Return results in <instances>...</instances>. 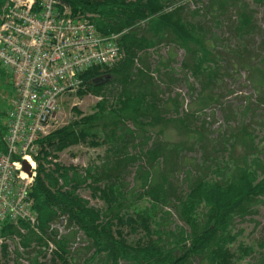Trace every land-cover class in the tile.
I'll return each mask as SVG.
<instances>
[{"label": "trees", "instance_id": "16d2710c", "mask_svg": "<svg viewBox=\"0 0 264 264\" xmlns=\"http://www.w3.org/2000/svg\"><path fill=\"white\" fill-rule=\"evenodd\" d=\"M62 1L74 15H92L101 33L117 34L122 56L112 66L95 67L83 74L85 89L79 95L92 93L101 97V101L93 114L82 116L75 108L81 117L56 129L43 141V157L37 158V176L30 189L37 222L6 221L1 237L7 242L18 238L19 247L26 249L34 242L39 245L47 242L53 253L50 264H74L70 242L77 230L94 250L90 260L100 257L101 264H192L194 260H199V264H235L240 257L231 248L237 239L233 225L237 218L253 214L264 197V162L258 157L261 146L246 128L229 137L221 135L213 146L204 131L196 130V142L190 134V124L198 111L181 114L183 104L178 98L167 101L160 98L161 84L151 74L144 56L162 42L183 48L186 57L182 67L201 85L195 99L200 111L220 101L214 86L223 76V53L207 45L202 28L185 17V6L176 5L175 0ZM4 4L5 0H0V14ZM227 5L228 0H212L210 8L216 10ZM253 26L252 15L243 8L237 30L245 32ZM234 55L236 64L246 66L242 55ZM139 60L142 68H136ZM161 65L169 67L164 62ZM248 69L251 80L257 77L258 84L264 83V58L259 66L249 64ZM6 74L0 67V79ZM116 83L120 92L115 103L109 104L104 94ZM168 102L174 104L175 112L180 113L178 117H168ZM170 127L181 134L182 139L176 144L153 138L154 132L162 135ZM5 133V122L0 116V152L4 150ZM81 143L92 147L107 145L100 166L88 167L82 176L72 165L53 162L59 153ZM197 143L202 145L205 158L201 165H192L197 169L195 175L188 171V190L178 193L171 178L185 162L183 155L189 146ZM131 146L140 147V154H130ZM239 146L244 151L237 158L232 155L222 163L214 162V167L207 164L212 154L210 148L215 153L221 149L234 153ZM137 162L141 163L136 169V181L142 188L138 197H147L150 206L129 214L123 212L128 199L122 189L123 175ZM47 164L52 167L46 168ZM83 186L93 197L101 198L106 208H96L81 197L78 191ZM165 208H173L185 226L176 225L172 229L169 225L172 213ZM126 228L135 233L143 231L144 235L131 242ZM22 230H27V234L23 235ZM7 242L0 243V254L6 258ZM251 251L242 249L245 255ZM2 259L0 256V264ZM32 264H39L38 259H33ZM254 264H264V256Z\"/></svg>", "mask_w": 264, "mask_h": 264}, {"label": "rangeland", "instance_id": "374dc122", "mask_svg": "<svg viewBox=\"0 0 264 264\" xmlns=\"http://www.w3.org/2000/svg\"><path fill=\"white\" fill-rule=\"evenodd\" d=\"M174 2L185 6V17L191 23L202 28L203 34L206 35L207 45L214 51L223 53L225 67L222 70V78L214 86V92L220 96V101L199 111L198 100L195 99L201 90V85L190 72L182 67L186 57L185 50L177 44L162 42L156 48L149 49L148 53L144 55L151 74L161 84L160 98L164 101H167L168 98H178L179 103L183 104L179 110L181 114L198 111L190 124L192 131L190 134L196 142L198 137L195 135L196 130L204 131L208 143L213 146L214 141H217L221 135L229 137L241 128L248 129L255 137L256 143L261 146L258 157L264 162V83L258 84L257 77L251 80L248 69L249 64L259 66L264 58V2L228 0L227 7L216 10L210 8L212 0H175ZM243 8H246V11L252 15L254 26L245 32H239L236 27ZM237 53L246 60V66L236 64L234 54ZM162 62L169 64V67L162 66ZM142 67L143 65L139 60L136 68ZM9 80L8 73L0 79V116L3 122L6 120V115L2 113L7 112L14 98V88ZM84 89L81 88L77 92L61 98L60 110L50 128L52 133L81 117L75 108L81 112L82 116L95 112V106L102 98L92 93L79 95V92ZM119 90L120 86L117 83L110 85L106 89L104 99L109 104L115 103ZM168 107L170 108L168 117H178L180 113L175 112L174 104L168 102ZM167 129L162 135L154 132L153 138H160L163 142L168 141L170 145L176 144L182 139L181 134L173 127ZM151 143L152 141L149 145ZM189 147L183 155L185 162L181 163L171 178V182L178 189V193L188 190L186 182L188 171H192L195 175L197 169L193 168L192 165H201L205 158L200 143ZM242 147L239 146L234 153L224 149L215 153L214 149L210 148L209 151L212 154L207 164L213 166L214 162L222 163L229 160L232 155L237 158L244 151ZM106 149L107 145L92 147L86 143H81L59 153L53 162L66 166L72 165L78 169L80 175L85 176V170L88 167L102 164ZM128 151L130 154H140V147L131 146ZM42 157L43 154L41 153L39 158ZM48 160H52V157H48ZM140 163L131 164L123 175L124 185L122 184V189L128 194L123 212L129 214L143 211L150 206L147 197H138L142 192V188L136 181V169ZM51 167V165H46V168ZM209 174L212 173L209 172ZM78 194L89 200L92 206L99 209L106 208L105 202L101 198L93 197L86 186L81 187ZM165 210L172 213L169 217V225L172 229H175L176 225L185 226L173 208H165ZM254 210L253 214L244 219L237 218L233 225L232 232L237 234V239L231 244V248L240 257L235 260V264H254L257 259L264 256V197H261ZM78 231L77 234L74 233V239L70 242L71 261L74 264H85L87 261H90L88 264H101L100 257L93 261L90 260L94 250L89 248L90 244L84 234ZM124 231L128 233L127 238L131 242H136L139 237L144 235L143 231L135 233L131 232L130 228H126ZM21 232L23 235L27 234V230ZM19 241L18 238L9 239L8 242L7 240L4 241L8 245V256L6 258L2 253L0 254L3 258V264H32V260L35 258L38 259L39 264H50L53 253L49 251L47 242L44 245L34 242L30 248L26 249L19 247ZM243 248L251 249L250 255H245L242 252ZM51 249L54 248L51 247ZM192 264H199V260H194Z\"/></svg>", "mask_w": 264, "mask_h": 264}, {"label": "built area", "instance_id": "2783aa9c", "mask_svg": "<svg viewBox=\"0 0 264 264\" xmlns=\"http://www.w3.org/2000/svg\"><path fill=\"white\" fill-rule=\"evenodd\" d=\"M117 39L101 33L92 15H74L62 0H5L0 67L10 76L14 98L0 152V232L6 221L37 222L30 189L60 100L83 88L86 71L121 58Z\"/></svg>", "mask_w": 264, "mask_h": 264}, {"label": "water", "instance_id": "95a60500", "mask_svg": "<svg viewBox=\"0 0 264 264\" xmlns=\"http://www.w3.org/2000/svg\"><path fill=\"white\" fill-rule=\"evenodd\" d=\"M24 165H25V170H29V166H28V164L27 163H24Z\"/></svg>", "mask_w": 264, "mask_h": 264}]
</instances>
